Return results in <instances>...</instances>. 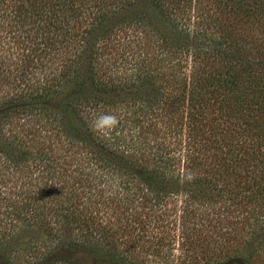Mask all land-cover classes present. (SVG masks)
<instances>
[{
    "label": "trees",
    "instance_id": "obj_1",
    "mask_svg": "<svg viewBox=\"0 0 264 264\" xmlns=\"http://www.w3.org/2000/svg\"><path fill=\"white\" fill-rule=\"evenodd\" d=\"M11 41L0 264H264V0H0Z\"/></svg>",
    "mask_w": 264,
    "mask_h": 264
},
{
    "label": "rangeland",
    "instance_id": "obj_2",
    "mask_svg": "<svg viewBox=\"0 0 264 264\" xmlns=\"http://www.w3.org/2000/svg\"><path fill=\"white\" fill-rule=\"evenodd\" d=\"M4 44L5 43H1V45H0V51H1L0 53H1V55L2 56L5 55V57H6V55H8L7 62L13 63V65L17 66V64L20 63L19 58L21 57V55H19V53L22 52L23 46H19V44H14L12 41L10 43H8V44H5V45ZM7 45H8L10 50L2 52V49L3 48L5 49L7 47ZM61 61H62V56L54 58V59L53 58L52 59H48V60H46V63H45L46 64V68L54 70V67H56V66L58 67L60 65ZM50 76L51 75H48V77H50ZM17 120H18V122H22L24 119L21 118V117H17ZM17 120H16V118H14V120H12V121H9V119H7L3 123L2 132H4V135H6V136L9 135V130L7 128L11 129L13 132L15 131V129H18ZM2 132L0 133V141H1L0 143L5 142V141H7V142L12 141L11 138L5 139V137L2 136ZM4 144H3L4 145V149H7V152L4 151V153H10L11 152V154H15L17 152V150L19 149L18 146H17V149L16 148L12 149V148H10V145L8 143H4ZM10 144H11V142H10ZM0 154H2V153H0ZM3 158H4V156L2 154L1 157H0V170H1V173H0V190L3 191L2 195L5 194L6 193L5 191H8L9 189L14 191V192H16L17 188H19L18 181H17V178L19 177V175H17V173H14L13 171H8L7 172L5 168L1 169V167H2L1 159H3ZM63 160H66V161L69 160L67 153H64V157L59 159V162H62ZM27 163H30V162H27ZM62 164H65V163L62 162ZM73 166H75V163H73L72 165L69 166L70 169ZM37 173H38V169H34L33 174H37ZM24 174H27V173L25 172ZM86 178H87L86 181H89V180H93L94 181V180H98L99 179L100 183H102V185H104L106 187L107 186L114 187V185H124L126 183V180L124 178H122V177L120 178V177L115 176V175H104V176H101L100 178H99V176H96V177L89 176V177H86ZM133 182L134 181H130V183H133ZM45 188L50 190V188L47 185H45ZM53 191H54L53 189L50 190V192H53ZM119 195H121L120 198L123 199L122 197H124V194L120 193ZM124 198H126V197H124ZM117 202L118 201H115L112 204H110V203L109 204H101V202H100L99 205H95L94 211L97 212V214L99 213L98 215H102L105 218L106 216H109L111 214V212L114 211L115 203H117ZM122 202H124V200L120 201L119 203L121 204ZM138 209H140V207ZM144 211L145 210H143V212ZM100 218H102V217L100 216ZM35 232L36 231L33 232V236H28L31 233L29 231V233L27 235L20 234L17 237H23L21 239V242L25 244V242H28L29 240L34 241V240H36V238L38 236H42V234H38V233H35ZM14 233L16 234L17 231L14 232ZM60 253L61 254H65V255H67L70 258L73 257V255H71V253L66 252L65 250H61ZM90 264H91V261H90Z\"/></svg>",
    "mask_w": 264,
    "mask_h": 264
},
{
    "label": "clouds",
    "instance_id": "obj_3",
    "mask_svg": "<svg viewBox=\"0 0 264 264\" xmlns=\"http://www.w3.org/2000/svg\"><path fill=\"white\" fill-rule=\"evenodd\" d=\"M120 123L119 118L115 114L105 113L97 116L91 124L94 131L101 133L102 135H108L113 131ZM194 177H189L193 179Z\"/></svg>",
    "mask_w": 264,
    "mask_h": 264
}]
</instances>
